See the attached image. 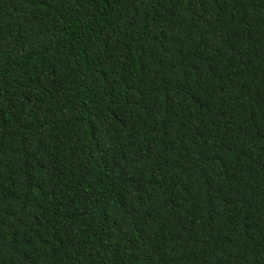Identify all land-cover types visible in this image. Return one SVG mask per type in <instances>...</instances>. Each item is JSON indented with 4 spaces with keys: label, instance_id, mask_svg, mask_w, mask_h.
Listing matches in <instances>:
<instances>
[{
    "label": "trees",
    "instance_id": "obj_1",
    "mask_svg": "<svg viewBox=\"0 0 264 264\" xmlns=\"http://www.w3.org/2000/svg\"><path fill=\"white\" fill-rule=\"evenodd\" d=\"M0 264H264V0H0Z\"/></svg>",
    "mask_w": 264,
    "mask_h": 264
}]
</instances>
